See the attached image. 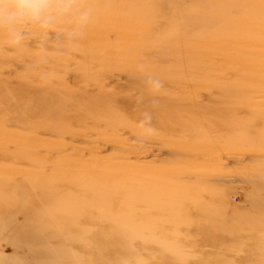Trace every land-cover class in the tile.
Returning <instances> with one entry per match:
<instances>
[{"label": "rangeland", "instance_id": "obj_1", "mask_svg": "<svg viewBox=\"0 0 264 264\" xmlns=\"http://www.w3.org/2000/svg\"><path fill=\"white\" fill-rule=\"evenodd\" d=\"M83 2L0 31V264H264V0Z\"/></svg>", "mask_w": 264, "mask_h": 264}, {"label": "clouds", "instance_id": "obj_2", "mask_svg": "<svg viewBox=\"0 0 264 264\" xmlns=\"http://www.w3.org/2000/svg\"><path fill=\"white\" fill-rule=\"evenodd\" d=\"M94 11L83 0H0V31L10 47H22L30 28L48 33L62 24L67 25L65 32L70 39H79L92 22ZM146 84L154 93L163 87L155 76H149ZM151 119V113L145 112L141 126Z\"/></svg>", "mask_w": 264, "mask_h": 264}, {"label": "bare ground", "instance_id": "obj_3", "mask_svg": "<svg viewBox=\"0 0 264 264\" xmlns=\"http://www.w3.org/2000/svg\"><path fill=\"white\" fill-rule=\"evenodd\" d=\"M106 110L107 111H103L99 115H108L107 117L99 119V115H96L97 120L93 121V122L98 123V124H100V123L102 124L104 122L111 123L112 126H115V127L118 126V128H120V126H122V128H128L130 131H132V130H139L142 132L144 131V126L143 127L141 126V121L144 119L143 115H115L116 112L114 113L113 111H110L108 109H106ZM175 125L179 126V124L177 122L175 123ZM90 127H91V129H89V130H87V128H86L85 131H88V132H86V134L91 133L89 131L94 132V129L96 128V126L92 127L91 124H90ZM100 130H102V129H100ZM85 131H84V135H85ZM114 131H115V129H114ZM188 136H190V135H188Z\"/></svg>", "mask_w": 264, "mask_h": 264}]
</instances>
